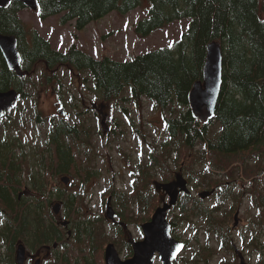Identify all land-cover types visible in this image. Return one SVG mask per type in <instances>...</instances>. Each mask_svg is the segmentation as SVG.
<instances>
[{
  "label": "trees",
  "instance_id": "1",
  "mask_svg": "<svg viewBox=\"0 0 264 264\" xmlns=\"http://www.w3.org/2000/svg\"><path fill=\"white\" fill-rule=\"evenodd\" d=\"M142 1L38 0L37 14L40 19L62 14V25L73 22L75 29L81 30L111 11L128 13ZM147 1V16L140 19L134 28L138 38L147 37L176 20L189 18L191 22L171 47L136 55L130 61H118L107 55L95 59L74 43L64 52L57 51L36 29L32 46L28 47L25 24L18 16L25 6L14 0L7 7H0V33L12 34L18 40L23 72L20 78L8 69L0 52V91L15 88L22 92L23 85L32 84L29 82V70L33 63L42 61L38 57L40 54H48L53 60L47 61L49 65L56 63L76 71H88L96 89L97 103L113 100L127 111L119 100L140 102L149 99L162 111H168L169 116L164 118L167 138L161 144L151 146L150 159L140 162L141 170L142 167L146 170L138 171L130 194H116L114 203L120 211L124 210L125 204H135L141 209L146 198L138 195L142 188L137 185L140 182L142 186L152 185L155 177L166 181L171 175V164L179 163L187 182L191 181L195 189L216 190L219 205L232 198L234 208L241 203L242 197L250 200L255 216L244 227L247 232H241L242 241L250 247L249 252L254 249L261 255L256 264H264V0ZM213 40L220 42L222 47V83L215 115L201 122L189 109L188 93L192 84L202 79L206 46ZM2 124L5 125L6 121H1ZM213 128L216 130L212 131ZM139 136L146 140L144 132ZM198 145L201 147L196 148ZM8 146L9 142L0 143V165L4 170L0 171V198L5 201L10 198L6 204L12 212L0 230V262L6 264L12 262L10 246L13 240L36 245L41 243L40 240L60 237L58 229L52 223H46L39 203L22 205L17 199L15 193L19 180L10 172L9 179L6 178L7 168L16 164L7 156L10 152ZM56 151L57 169L65 171L71 168L74 155L65 146ZM197 164L203 167L197 170ZM79 174L82 176L83 173ZM148 179L150 181H145ZM86 180L82 177V182ZM239 180L249 183L244 193L235 191ZM8 181L12 184L9 187ZM148 193L157 196L153 186ZM197 197L198 194L192 196L183 192L179 195V220L190 222L192 217L199 216L214 229L216 219H219L222 224L217 228L220 245L230 248L232 238L229 239V225L226 223L225 226L224 221L225 217H231L234 209L225 208L222 217L216 218L218 207L209 209L204 201L196 200ZM72 204L73 200H69L67 207L71 208ZM91 227L90 221H81L74 226L77 242L84 238L88 246L91 241L94 243ZM124 234L122 226L119 235L123 237ZM201 250L196 252L201 264H208L218 251L203 249L202 254ZM79 251L84 249L80 247ZM205 255L210 257L206 259Z\"/></svg>",
  "mask_w": 264,
  "mask_h": 264
},
{
  "label": "rangeland",
  "instance_id": "2",
  "mask_svg": "<svg viewBox=\"0 0 264 264\" xmlns=\"http://www.w3.org/2000/svg\"><path fill=\"white\" fill-rule=\"evenodd\" d=\"M148 7L149 2L144 0L138 7L129 11L128 13H120L117 10L111 11L106 16L88 23L85 28L81 30H76L73 22L62 25L60 23V16L62 14L50 16L41 20L39 19L36 11L24 8L18 13V16L25 24L28 47L32 46V36L34 29H36L41 36L50 42L54 49L61 52L66 51L70 44L74 43L77 48L90 54L95 59H100L107 55L118 61H130L136 55L143 54L161 47H171L174 42L180 38L181 34L188 28L191 22V19L189 18L176 20L153 31L147 37L138 38L134 28L140 19H143L145 16H147ZM68 68L70 70H66V68L63 67H61L59 70L63 75V85L59 93L61 94L62 101L68 103L71 101L72 104H76L79 101V94L77 93V90L80 83L85 84L86 79L88 80L87 83L90 86H92L93 83L91 82V75L88 71L74 72L71 67ZM34 80L37 86L38 82L35 76L34 79L32 76L29 82L33 84ZM29 86L30 85L26 86L27 90ZM29 90L30 91L28 92V95L33 99L39 100L40 107L45 111L50 109L49 106L51 101L57 99L54 94L48 91L38 90L37 88L31 87ZM94 92L95 90L90 91V94L85 93L86 99L95 100ZM25 101H28V98L21 100L18 106L21 107ZM140 103V110L135 111L134 105L131 102L123 100L124 107L129 110V116L131 117L133 124H135L137 128H140L141 132L145 133L146 141L151 142L153 145H159L166 138L165 135L167 134V131L165 128L164 118L165 116H169L168 111H162L149 99H143V101ZM110 109L112 114H114L120 122L118 127L125 129L123 131H119L118 134L113 135L109 145L102 146L103 139L100 140V137H96V139L93 140L92 145H95L94 153L90 155L88 161L84 163L87 169H93L91 170V181H89L86 187H83L84 190H82L79 188L81 187V175L77 173V171H72L64 175L62 174V176L69 177L68 182H72V184L70 183L67 185L70 189L66 195L68 196L78 192L83 196V199L79 198V200L74 203L72 207V215H70L69 210L65 211L64 207L62 209V213H60L63 219L67 218L70 220L69 226H64L62 228L64 237L67 236V230L71 231V234L67 236L66 239L64 238L67 243L63 249V252L70 258L71 261H73V264H104V249L108 242H113L115 244V247L121 258L125 256L128 250L125 249L127 243V234H124L123 237L119 235L122 226L111 223L110 219H108L103 214L105 211V205L103 208L104 211L100 208V190L103 187L106 189L112 181L113 188L111 193H106L112 195H110V197L112 199L113 205L116 209H119V206L114 203L115 195L118 193L125 195L130 194L127 188L133 184L129 180L131 178H136V174L139 171L134 167V162H137V154H139L141 151L144 157H146L149 148L146 144L142 145V148L138 147L140 146L139 141L136 138L134 132H132L128 127L126 129L127 117L126 114L120 109L119 105H111ZM216 125L219 127V124ZM79 126L81 127L80 124ZM5 130H7V123L0 128V138ZM215 130L216 128L212 129V131ZM1 140H3V138ZM200 147L201 145H198L196 148ZM10 151L21 154V167L25 165H31L33 163L34 157L46 156L45 152L31 150L28 147H19L15 144L10 146ZM98 153H101L102 155ZM16 158L19 159L18 156ZM180 163L182 162L180 161ZM178 166L179 163L171 164V175L166 181H170L174 178V170L177 171ZM195 166L197 170L203 167L199 166L198 164ZM142 170H146V167H142ZM182 174L183 177L187 179V176L183 170ZM36 175L39 182H42L48 179L50 174L46 172H36ZM150 179L145 181H150ZM154 179L162 181L160 177H155ZM138 180H140V178H138ZM26 184L27 182L22 183L21 188L18 190V192H21V197L24 195L23 186ZM137 186L138 188H142L141 191H138V195L146 198L144 207L140 209V207L136 206L135 204H125L123 207V218L127 221V226H129L128 230L132 234V238L141 237L135 225L145 222L151 216L153 210L161 204V200L164 197L163 192L160 196L149 194L148 191L152 185H148L146 187L145 184L142 186L140 182ZM237 186L236 192H240L243 187L248 186V182L245 180H239ZM190 190L192 193L196 191L192 188H190ZM105 196L107 195H104V203L105 200H107L105 199ZM244 198L245 196L242 197L241 203L236 207L235 210H233L231 217H225L224 221L225 226L226 223L227 226L230 225L229 230L232 235L231 237H233V241L238 248H240L241 245L244 246V242L240 236L241 232H247V229L244 227L255 215V210L250 207L251 202L249 203V201ZM205 202L209 208L216 206V200L212 193L205 196ZM39 204L43 208L42 211L45 219L49 221L50 217L48 215V204ZM233 204L234 203L232 199H227L224 204L218 207V215L216 218H221L224 208L228 209L229 206ZM66 212L69 216H66ZM99 213L101 214L96 220L100 219L101 221H97V223L94 225V228L92 229L94 231V243L91 241L88 246L84 238L79 242H74L72 238V236L75 234L73 227L80 224V222L86 218V215H99ZM169 213L171 215V220L176 222L177 231L182 233L183 230L184 233L182 237L184 240L188 241L189 252H187L184 257L187 256L189 259V257H192L193 253L198 249H202V254L203 249H205L204 251L207 252L217 249L218 251L213 254V257L208 261V264H219L222 260H225V262H221L220 264H239V262H234L233 259H231L232 255L226 248L220 247L221 238L217 235V228H219V224H222L219 219H216L218 221L215 222V228L213 229L212 225L209 226L207 224L205 218L193 217L191 219L192 224L180 223L176 220L178 209H171ZM235 213L237 216L234 219ZM202 219L204 220L202 221ZM92 221L95 222V220ZM235 224H237L236 227L234 226ZM109 226L113 227L112 230H110ZM0 243H2V240H0ZM80 247L84 249V251H79ZM247 252L248 248H246V251H243V255ZM248 256L251 263H254L257 259L256 254L251 256L248 252ZM209 257L210 255H205L206 259ZM66 259L67 258H63V260ZM181 264L183 263L181 262ZM196 264H201V262H196ZM204 264L207 263L205 262Z\"/></svg>",
  "mask_w": 264,
  "mask_h": 264
},
{
  "label": "flooded vegetation",
  "instance_id": "3",
  "mask_svg": "<svg viewBox=\"0 0 264 264\" xmlns=\"http://www.w3.org/2000/svg\"><path fill=\"white\" fill-rule=\"evenodd\" d=\"M38 57H40L39 60L42 61L34 62L31 66V69L29 70L31 74L30 79L32 76L34 79L35 76L37 78L38 85L36 86V82L34 80L33 84L28 87V90L26 88V85L22 86V92L16 89V91L18 92L19 101L16 105L14 104L15 106L12 111L5 115L2 120L3 123L6 121L7 130L2 133L0 143L4 142L7 144L9 142V151L10 146L15 144L19 147H28L31 150H37L38 152L46 153V156L44 157H34L33 163L31 165H25L21 167V154L11 151L8 152L7 156H9L12 161L16 162V164L12 167L10 166L7 168L8 173L6 178L9 179L10 172L12 176H16V178L19 180V187L15 194L17 199L21 201L22 205H30L31 203L48 204V215L50 217V220H46V223H52L58 229L60 237H53L51 240L48 241L40 240L41 243H36V245H30L29 243H25L22 240H13L10 246V250L13 254L12 262L10 264H18L15 260V256L17 246L20 243L24 245V261L22 264H73V261H71L70 258L66 256L63 252V249L67 243L64 238L66 239V237L71 234V231L67 230V236L64 237L62 228L64 226H69L70 220L67 218L63 219L60 213H62L63 207L65 211L69 210V213L70 211L72 212L74 201H78L79 198L83 199V196L80 195L78 192L72 195H66L70 189L67 185L70 183L72 184V182H68L69 177L62 176V174H68L72 171H77V173H83L80 182L81 187L79 188L84 190L83 187H86L87 183L91 181L92 177L91 170L93 169H87L84 163H86L88 161L89 156L94 153L95 145H92L93 140H95L96 137H100V140L103 139L102 146L109 145L111 137L113 135H116L119 131H123L125 128L121 129L118 127L120 125V122L116 118V116L112 114V111L110 109L111 105H119V103L113 100H103V102L97 103L96 100L86 99L85 93L90 94V91H94L93 85L90 86L88 83H85L84 85H79L77 90V93L79 94V101L76 104H72L71 101L69 103L62 101L61 94L59 93L63 85V75L59 71L62 65L56 63L49 65L47 61L53 60L48 54H40V56ZM19 77L22 78V75ZM30 87L37 88L38 90L48 91L56 96L57 99L51 101L49 106L50 109L48 111H45L40 107L39 100L33 99L28 95ZM24 98H28V101L23 102L21 107L18 106L21 100H23ZM128 102H131L134 105L135 111L140 110V102H134L132 100H129ZM123 112L125 114H128L129 110L127 109V111ZM129 117H127L126 129L128 127L133 132V122ZM79 124L81 125V127L79 126ZM2 126L3 124L0 125V128ZM63 131H65V133ZM2 138L3 140H1ZM63 146H65L67 150H69L72 155H74L72 161L73 166L65 171L57 169V167L59 166L57 165L58 160L56 155L58 154V151L56 150L62 148ZM17 156L19 157V159L16 158ZM148 159H150V155L148 156L147 160ZM135 168L141 170L138 162H136ZM1 170L2 166L0 165V171ZM36 172H46L50 175L48 179L39 182ZM82 177L87 179L86 182H82ZM24 182H27V184L23 186L24 195L21 197V192H18V190L21 188L22 183ZM187 184L189 186V189L192 188L191 182H187ZM11 185L12 184H9L8 181L7 186L9 187ZM152 185L157 193V196H160L162 192L164 193V197L161 200V204L157 207L162 206V204L170 200V193L174 190L176 192L177 199H179V195L182 192L187 194L191 193V190L187 189L186 187L185 190L181 189L178 186V182L176 181H172L168 186L162 185L161 187L158 182L153 181ZM109 192L111 193V191ZM244 192L245 189L243 187L242 190L238 193ZM197 193L199 194V196L196 198V200L205 201V196L209 195L207 194L208 192L205 193L204 191H197ZM104 195H107L105 196V199H107L105 200V203ZM110 195L111 194L106 193L104 187L100 190V208L104 211L103 208L105 205V211L103 214L106 215V209L108 206L107 201L108 199H110L109 205L112 206L115 212V216H118L119 218L118 224L123 226L124 232L125 234H127L128 239L125 249L128 250L122 259L128 258L132 250L131 242L135 240H143L142 223L139 225H135L141 237L132 238V234L128 230L129 226H127V221L123 218V211H120L119 209H116L114 207ZM69 200H73L71 208L67 207ZM6 201L9 202L10 198L8 197ZM6 201L0 198V230L3 229V227L7 224V220L12 214L10 206L6 204ZM231 207L232 205L229 206L228 209H230ZM171 209H179L177 206V202L174 204V206L172 205L167 211V220L171 227L172 237L175 240L182 239L185 243L183 251L181 253L178 252L176 257L173 259V264H181V262L183 264H196V262L200 263L201 261L198 258L196 252H194L193 256L189 257V259L187 258V256L184 257L186 253L189 252V244L188 241L184 240L182 237L184 233L183 230L182 233L177 231L176 222L171 220V215L169 213ZM100 214L101 213H99V215H86V218L83 220L90 221L92 223L91 232L93 234L94 231L92 229L94 228L95 223H97V221H100V219L96 220L98 219ZM66 216H69L67 212ZM236 216L237 214L235 213L234 219L236 218ZM194 217L200 218L199 216ZM92 220H95V222ZM176 220L178 221V218H176ZM203 220L204 219H202V221ZM182 223H186V221H183ZM190 223L192 224V220H190ZM73 231H75L74 227ZM72 238L74 242L77 241L75 239V235L72 236ZM4 245L5 244H3L2 248L4 247ZM230 245L231 248L227 250L232 255L231 259H233L234 262H239V264H256L261 256L259 252L254 251V249H252L253 251L249 252L250 247H248V252L251 256L254 254L257 255L256 261L254 263H251L249 260L248 252L243 255V251H246L245 246L241 245V251L236 252L235 243L233 239L230 240ZM63 258L67 259L63 260ZM152 263H164L158 252H154ZM0 264L6 263L0 262Z\"/></svg>",
  "mask_w": 264,
  "mask_h": 264
},
{
  "label": "water",
  "instance_id": "4",
  "mask_svg": "<svg viewBox=\"0 0 264 264\" xmlns=\"http://www.w3.org/2000/svg\"><path fill=\"white\" fill-rule=\"evenodd\" d=\"M14 0H0V7L5 8ZM26 8L37 11L38 0H17ZM0 52L8 69L21 76V56L18 50V40L12 34L0 33ZM223 52L220 42L213 40L206 46L205 61L203 65L202 79L195 81L188 93V104L192 115L200 121H207L215 115L217 100L222 83ZM18 92L13 88L0 91V118L4 112L12 109ZM178 186L185 190L184 180L177 175ZM175 190L170 193L169 203L157 207L151 220L142 225L144 239L132 241V255L121 260L115 246L107 244L104 251L105 264H153L154 252H158L163 264H173V259L184 247V242L175 240L170 236V225L165 221L166 210L175 202ZM107 201L106 217L115 222V212ZM16 262L24 261V247L19 244L16 250Z\"/></svg>",
  "mask_w": 264,
  "mask_h": 264
},
{
  "label": "bare ground",
  "instance_id": "5",
  "mask_svg": "<svg viewBox=\"0 0 264 264\" xmlns=\"http://www.w3.org/2000/svg\"><path fill=\"white\" fill-rule=\"evenodd\" d=\"M46 89V88H45ZM67 122V121H66ZM196 167V166H195ZM233 176V175H232ZM102 263V262H101Z\"/></svg>",
  "mask_w": 264,
  "mask_h": 264
}]
</instances>
